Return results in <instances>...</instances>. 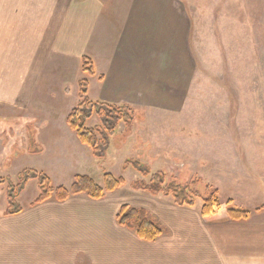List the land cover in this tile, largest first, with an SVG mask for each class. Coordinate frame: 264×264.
Wrapping results in <instances>:
<instances>
[{
    "label": "crops",
    "instance_id": "crops-1",
    "mask_svg": "<svg viewBox=\"0 0 264 264\" xmlns=\"http://www.w3.org/2000/svg\"><path fill=\"white\" fill-rule=\"evenodd\" d=\"M192 28L181 0H0V119L13 126L29 111L34 137L48 131L58 139L65 121L64 135L73 136L72 109L58 101L72 99L70 84L80 97L83 79L92 102L181 113L197 66ZM85 58L93 76L83 71ZM81 145L84 158L97 161ZM110 201L79 195L22 207L16 215H2L5 209L0 264H264V204L247 220L211 223L196 205L145 209L166 230L145 242L118 224L121 207Z\"/></svg>",
    "mask_w": 264,
    "mask_h": 264
},
{
    "label": "rangeland",
    "instance_id": "rangeland-1",
    "mask_svg": "<svg viewBox=\"0 0 264 264\" xmlns=\"http://www.w3.org/2000/svg\"><path fill=\"white\" fill-rule=\"evenodd\" d=\"M181 1L191 11V43L197 60L191 92L181 113L132 109L135 114L132 127L121 122L110 139L108 156L95 162L84 158L83 149L78 147L81 143L76 146L75 133L64 135L62 127L66 121L55 133L59 138L54 139L48 131H40L36 137L30 134L34 122H29V118L35 115L29 111L17 115L21 117H15L13 126L0 119V177L12 179L16 186L20 173L31 169L47 176L54 188L70 189L77 176L89 174L102 186L104 175L111 174L124 178L126 185L106 197L111 199L110 205L113 202L116 208L130 205L148 210L176 207L172 197H155L131 189L133 181L142 179L131 165H126V160L131 159L148 165L152 174L165 172L167 179L187 184L199 181L202 195L195 198L198 209L202 208L204 198L218 188L220 210L228 208L231 197L236 199L231 206L235 209L251 213L261 207L264 204V0ZM70 85L72 99L67 100L71 96L68 94L66 102L58 101L59 105L67 103L66 111L75 109L81 101L75 94L77 87ZM1 116L7 118L5 114ZM87 126L100 128L98 116ZM253 154L257 155L254 162ZM248 165L253 166L248 168L250 176L244 171ZM6 186L0 184V213L7 209ZM203 186L208 190L203 192ZM39 195L38 182L32 180L19 194L17 203L25 208Z\"/></svg>",
    "mask_w": 264,
    "mask_h": 264
},
{
    "label": "trees",
    "instance_id": "trees-1",
    "mask_svg": "<svg viewBox=\"0 0 264 264\" xmlns=\"http://www.w3.org/2000/svg\"><path fill=\"white\" fill-rule=\"evenodd\" d=\"M83 71L93 76L94 66L90 59L83 61ZM81 101L78 106L71 111L67 118L69 127L77 134L82 144L88 146L95 157L105 158L110 146V137L114 135L121 122L128 127H132L135 114L129 106L119 107L101 102H92L88 98V81L83 79L79 83ZM98 116L100 128H89L88 122ZM126 165H131L138 172L142 179L131 183V189L137 192H144L152 196L163 195L172 197L178 206L194 207L195 198H201L200 182L194 181L187 184L177 179H167L165 172L152 174L151 168L137 160H126ZM19 184L14 185L12 179H2L0 184H7V209L2 213L4 216L16 215L23 211L22 206L17 203L19 194L25 189L27 184L36 180L38 182L40 195L33 205L42 204L51 199L57 202H65L71 196L86 195L88 198L98 201L105 199L108 195L114 194L117 190L126 185L124 178H116L111 174H105L103 185H99L89 176H77L70 189L64 187L54 188L51 180L44 174L35 170H25L19 175ZM150 178L149 181L146 179ZM196 188V189H195ZM208 187L203 186V192ZM227 212L220 214L221 203L218 191L214 190L208 197L204 198L201 209V216L205 222H216L220 220L244 221L247 220L250 212L231 207L229 202ZM118 224L133 232L140 240L154 242L165 233V228L159 219L145 209H137L130 205H125L120 209L117 216Z\"/></svg>",
    "mask_w": 264,
    "mask_h": 264
}]
</instances>
